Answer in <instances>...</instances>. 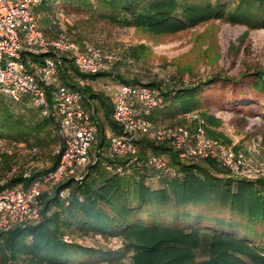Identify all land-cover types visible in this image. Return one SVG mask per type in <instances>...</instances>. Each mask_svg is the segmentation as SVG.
<instances>
[{
	"label": "trees",
	"instance_id": "16d2710c",
	"mask_svg": "<svg viewBox=\"0 0 264 264\" xmlns=\"http://www.w3.org/2000/svg\"><path fill=\"white\" fill-rule=\"evenodd\" d=\"M68 1L70 7L91 16L157 33L178 31L219 17L255 28L264 27V0ZM56 3L57 0H42L36 8L42 6L50 12ZM34 58L43 60L44 54H35ZM63 58L65 63L60 69V77L64 83L80 90L87 105L92 107V117L98 122V146L93 157L90 154L81 178L69 177L51 188H43L39 218L8 231L1 247L0 264H18L20 258H27L26 264H100L103 260L106 264H264V229L256 228L259 224L264 227V177L249 179L232 175L211 157L201 161L181 159L178 150L168 141L145 136L138 140L142 143L140 162H144L150 152H164L179 171L178 175H164L138 163L131 165L128 172L108 170L106 157L99 149L107 143L106 128L118 132L120 125L112 118L113 95L102 87H95L92 80L97 81L102 75L107 80L109 72H84L71 58L65 55ZM255 74L254 85L264 90V69H257ZM115 78L160 87L157 81L132 79L118 68ZM203 82L206 81L179 88L171 97L160 87L164 99L154 111L162 112V108L169 105L174 109L176 102L179 106L175 112L169 110L164 116L173 117L193 110L196 106L193 91ZM179 96L184 97V102L177 99ZM50 122L46 117L32 121L0 96L1 137L11 136L27 140L29 146L38 144L41 147L44 142L32 141L21 134L26 126L41 127L50 134ZM208 132L215 137L222 136L210 128ZM51 139L56 145L55 138L52 136ZM52 154L51 158L45 159L48 164L44 168L33 170L27 179L18 174L10 183L20 180L30 183L54 168L57 155ZM37 155L44 158L42 150ZM119 162L125 164L126 160ZM221 172L230 175L221 177ZM154 178L161 181V186L153 187L149 183L148 180ZM236 178L239 181L234 184ZM67 188L68 192L63 196L61 192ZM213 208L221 209L223 214L215 213ZM79 213L84 215L79 220L80 232L119 237L123 247L102 250L75 241L66 242L63 239L65 233L76 238L68 228ZM198 249L206 251L207 256L199 259ZM129 253L131 259L125 261L123 258Z\"/></svg>",
	"mask_w": 264,
	"mask_h": 264
},
{
	"label": "built area",
	"instance_id": "2783aa9c",
	"mask_svg": "<svg viewBox=\"0 0 264 264\" xmlns=\"http://www.w3.org/2000/svg\"><path fill=\"white\" fill-rule=\"evenodd\" d=\"M41 1L0 0V92L32 106L42 117L51 120L57 164L30 183L25 180L10 183L20 174L23 159L4 170L0 168V255L10 229L39 218L43 185L51 188L69 177L81 178L90 160L92 145L98 138L93 110L82 92L60 77L64 55L84 72H109L101 87L113 95L112 118L120 125V130L112 132L106 145L99 149L106 157L108 170L128 172L131 165L138 163L164 175H178L179 171L164 152H150L144 162H140L142 144L138 140L145 136L168 141L182 159L214 158L235 176L254 177L261 171V168L246 165L244 152L235 151L224 141L210 136L204 117L197 113L192 115L196 124L156 123L151 115L163 102L161 88L146 82L117 80L114 64L121 59L120 55L94 43H80L75 28L60 26L54 35L48 34L39 25L36 14V6ZM39 53L44 54L43 60L34 58ZM2 142L0 140L5 147ZM29 148L30 154L40 153L36 145ZM120 159L126 163L119 162ZM44 163L43 160L27 166L21 174L27 179L35 166ZM67 192L68 188L61 194L65 196ZM63 239L71 242L73 236L65 233Z\"/></svg>",
	"mask_w": 264,
	"mask_h": 264
},
{
	"label": "rangeland",
	"instance_id": "374dc122",
	"mask_svg": "<svg viewBox=\"0 0 264 264\" xmlns=\"http://www.w3.org/2000/svg\"><path fill=\"white\" fill-rule=\"evenodd\" d=\"M36 14L39 25L50 35H54L60 26L75 28L76 37L81 43H94L106 50L116 51L121 57L119 61L122 60L117 63L116 69L132 79L137 77L140 81H157L169 97L175 95L174 92L179 88L206 81L193 91V102L196 105L193 110L175 114L173 117L164 116L166 119L163 123L196 124V118L192 115L201 114L205 119L207 132L208 128L214 132L219 131L222 136L217 138L235 151L244 152L247 166L261 168L256 176L244 177H264V90H259L254 85L255 71L264 69V27L255 28L244 23H234L227 17H219L178 31L157 33L135 26L118 25L97 15L91 16L83 10L70 7L68 0H57L50 12L38 6ZM126 56L130 58L125 59ZM98 86L101 88V84L95 85ZM0 96L32 121L43 118L32 106L15 101L1 92ZM177 99L184 102V97L179 96ZM169 106H166L169 108L167 112H164L166 107L162 108L160 117L169 113V110L175 112L174 109L179 105L176 102L174 109ZM209 118L213 120L210 121ZM96 123L98 124L97 120ZM48 128L50 134L44 128L26 126L21 134L32 141L36 139L38 142H44L42 148L36 144L38 149L44 152V158L29 153L27 140L0 136V140L5 142V147L0 144V168L4 170L11 167L19 163L21 158V174L27 166L51 158L55 145L51 142L49 125ZM5 130H8V127H5ZM109 134L107 133V136ZM208 134L210 135L209 132ZM98 142L99 137L92 145V157ZM47 164L48 162L35 166L34 170L42 169ZM228 175L219 173L221 177ZM148 181L153 187L161 186V181L156 178ZM238 181L237 178L233 179L234 184ZM213 209L215 213H222L221 209ZM83 217L84 215L79 213L71 220L72 225L68 229L76 235L71 242L75 241L82 246H96L102 250L123 247V241L119 237L80 232L79 220ZM256 228L264 229L261 224ZM256 237L260 239L259 236ZM130 255L129 253L123 259L129 261ZM206 256V251L198 249L199 259ZM17 263L26 264L27 258H20ZM101 263L106 264V261Z\"/></svg>",
	"mask_w": 264,
	"mask_h": 264
},
{
	"label": "crops",
	"instance_id": "0c3cea01",
	"mask_svg": "<svg viewBox=\"0 0 264 264\" xmlns=\"http://www.w3.org/2000/svg\"><path fill=\"white\" fill-rule=\"evenodd\" d=\"M105 81V77H104V75H102V76H99L98 78H97V81L95 80H92V84H94V85H97V84H101L102 85V83ZM99 82V83H98ZM152 116H153V118L155 119V120H157V122L158 123H163V121H165V118H161V117H163L164 115H162L161 117H160V111H155L153 114H152ZM106 131H107V133L109 134V132H113V131H111V129L109 128V127H107L106 128ZM110 135V134H109ZM142 144V143H141Z\"/></svg>",
	"mask_w": 264,
	"mask_h": 264
},
{
	"label": "water",
	"instance_id": "95a60500",
	"mask_svg": "<svg viewBox=\"0 0 264 264\" xmlns=\"http://www.w3.org/2000/svg\"><path fill=\"white\" fill-rule=\"evenodd\" d=\"M182 159V158H181Z\"/></svg>",
	"mask_w": 264,
	"mask_h": 264
}]
</instances>
